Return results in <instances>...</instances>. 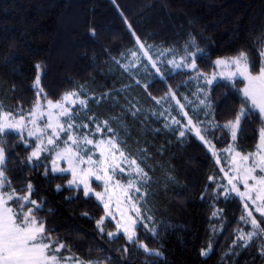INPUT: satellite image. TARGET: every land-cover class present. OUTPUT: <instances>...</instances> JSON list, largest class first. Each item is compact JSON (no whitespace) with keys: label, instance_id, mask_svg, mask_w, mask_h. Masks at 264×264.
<instances>
[{"label":"trees","instance_id":"trees-1","mask_svg":"<svg viewBox=\"0 0 264 264\" xmlns=\"http://www.w3.org/2000/svg\"><path fill=\"white\" fill-rule=\"evenodd\" d=\"M92 29L95 36L90 34ZM133 32L152 45L151 50L174 49L166 56L180 58L185 44L189 51L203 49L196 63L197 70L204 73L214 69L217 58L246 51L255 61V74L260 66L259 51L264 48V0H0V103L6 112L31 109L36 100L31 85L37 63L44 66L41 83L48 99L57 100L65 91L84 85L88 104L87 108L75 107L82 113L75 123L89 127L77 134H90L96 140L114 133L121 150L138 163L141 150H145L140 166L150 181L141 187L147 195L140 207L147 223H138L137 243L159 250L162 256L129 244L122 233L110 239L107 233L115 231V224L108 218L100 232L97 221L104 214L102 205L93 195L85 198L82 188L68 186V172L45 177L43 167L33 170L22 163L35 146L34 138H29V147L19 135L4 137L10 151L6 174L12 186L21 189L32 182V199L46 201L36 215L46 219L47 227L55 229L54 235L71 246L70 252L62 250L64 256L99 260L100 264H264L258 251L261 237L247 247L240 241L232 243L237 239L235 229L249 227L240 221L244 213L241 199L237 195L226 199L222 194L219 184L224 179L216 158L193 133L179 138L178 126L165 128L164 117L159 115L162 107L149 96L161 97L171 86L183 99L191 97L197 85L204 86L189 79L195 76L194 71H173L165 63L161 65L166 73L163 80L154 76L151 68L149 72L139 67L124 72L121 65H128L127 57L137 49ZM150 79L155 82L145 90ZM243 86L240 78H218L212 86H205L212 108L200 106L192 111L187 105V111L194 121L214 117L223 125L240 107L242 97L236 89ZM171 110L179 115L175 105ZM84 116L95 119L88 121ZM103 121H108L113 133L106 128L95 131ZM260 126L258 114L244 124L236 141L240 152L256 148ZM211 131L218 137L222 134L220 129ZM207 138L221 151L230 136L224 134L217 140L210 134ZM43 155L42 164L50 170L53 154ZM210 176L214 179L209 180ZM56 185L62 186L59 191ZM218 209L223 211L213 216ZM253 213L259 221L260 214ZM148 216L153 219L148 220ZM153 227L155 234L148 230ZM209 243L212 250L202 256L201 250ZM124 247L130 254L123 253Z\"/></svg>","mask_w":264,"mask_h":264},{"label":"snow or ice","instance_id":"snow-or-ice-1","mask_svg":"<svg viewBox=\"0 0 264 264\" xmlns=\"http://www.w3.org/2000/svg\"><path fill=\"white\" fill-rule=\"evenodd\" d=\"M125 23L127 24V21ZM128 27L131 28V25H128ZM90 34L95 36V29L90 30ZM132 35L136 39L137 50L131 51V57L137 63L140 62L141 55L146 57L152 69H155L153 75L163 80L166 73L160 68L157 61L165 53H172L174 49H164L159 52L156 59H153L150 54L153 46L142 42L135 32ZM191 43L193 46L195 45L194 38ZM188 48L189 45L185 44L184 54L179 60L172 59L168 61L171 70H192L196 74L194 77H189V79L199 81L203 78L204 83L208 86L213 85L217 76L228 81L237 78L242 80L244 86L236 89L241 94L242 103L236 110L234 118L226 121L223 125L216 123L214 117L212 120L194 121L189 113L185 111L186 105L177 98V92L171 86L161 97L151 96V93H149V96L157 105H162L168 102L169 99L174 101L179 114L186 119L187 123L182 124L181 120L175 116H171L169 119V116L165 115V112L172 108V105L169 104V109L159 114L168 121L164 127L172 129L173 126H179V138H184L187 133H193L214 157H217V150L212 141L207 138L208 135L211 134L214 139L220 140L224 134H230L232 143L223 151L227 152L231 159L227 171L225 169H221V171H225V176L231 187L224 186L223 195L226 199L231 193H236L240 197L244 202V214L240 216V221L251 225V231L245 232L242 228L235 229L237 239L233 240L232 243L237 244L240 241L243 246L247 247L254 242V238L261 237L262 246L258 251L264 256V228L261 227V224L264 223V48L259 51L260 66L255 74V61L250 58L246 51L242 50L235 56L216 59L213 63L217 68H229L231 70L214 72L211 76L197 70L196 60L203 54L204 50L196 47L195 51H189ZM124 54L122 52L121 56ZM113 60L119 64L115 57H113ZM35 67L37 74L31 87L36 92V100L31 109L25 111L20 108L16 113L5 112L2 103H0V264H72L73 261L75 264H100L99 260L85 261L78 256L61 255L64 249L70 252L71 246L54 235L55 229L47 227L46 219L36 215L37 212L44 209L46 201L32 199L35 189L31 181L27 183L25 188L17 189L12 186V182L6 174L7 168L5 165L10 151L8 142L4 137L13 134L19 135L20 141L29 147H31L29 138H34L36 141L32 151L22 163L33 170L43 167L45 177L50 173L54 175L71 172L72 179L67 181V185L82 186L85 198H89L93 194L90 177H95L97 181H103L104 192L94 193L97 200L103 204L105 213L97 221V228L100 232L103 233L104 231L105 218L110 216L115 219L116 214H118L120 219L116 221L115 231L107 233L110 239L118 238L123 233L129 244H135L138 248L143 249L145 253L162 256L159 250L150 249L143 242L137 243L136 227L138 221L143 217V210L139 205L147 195V192H141V187L150 181L148 173L140 166V163H143L145 150H141L140 163L137 162V158L130 159L119 147L118 138L113 130L108 127V121H103L102 124L98 123L95 129L99 132L102 128H106L109 133H113L108 139L97 141L87 134L83 137L79 136L77 134L79 129L89 127L88 124L75 123V120L82 115L81 112L75 111V107L87 108L89 98L83 96L85 86L80 85L70 91H65L57 100L48 99L41 83L44 66L37 63ZM121 67L124 72H130L135 64L121 65ZM154 82L155 80L151 79L146 82L144 84L145 90ZM136 84L139 85L140 81L137 80ZM232 87H235V84ZM198 91L203 92L205 97V99L199 100V105L211 109L212 103L209 93L204 91L203 88L198 89ZM183 99L187 101L188 97ZM137 112H139V109L133 112L132 115L135 116ZM254 114H258L261 121L258 142L254 152L244 154L236 150L238 147L236 141L244 132V124L246 122L250 123L254 118ZM205 115L207 116V113ZM45 118L46 123L44 122ZM84 119L92 121L95 117L84 116ZM210 129H220L221 136H216L215 131L210 132ZM224 130H227V132L225 133ZM24 133H26V136ZM62 134L67 136V139L63 141L64 146L61 148L60 139ZM89 145H92L93 148L89 149ZM93 149L99 152V160L94 159L93 155L90 154ZM53 152L55 155L49 170L47 165L42 164V161L46 158L43 154L52 155ZM60 161L66 162L68 167H60ZM217 163H220L219 157H217ZM123 164H127V169L122 167ZM126 170L129 176L132 177L127 184H121L119 181L113 183L117 171L123 173ZM257 171H259V175H257ZM100 173H103V175ZM213 179L214 177H209V180ZM238 183L243 184L245 189L243 192L237 187ZM61 187V185H56L57 191ZM6 188L10 191H5ZM21 192H23L22 195ZM135 194H139L140 199H135ZM113 202H115L117 213L112 210ZM12 204H15L16 207L11 206ZM252 209L260 214L261 219L259 221L253 214ZM222 211V209H218L212 215L217 216ZM49 212H51V209H49ZM130 213H135V217ZM147 219L152 220L153 218L148 216ZM145 228H148V225H145ZM148 230L153 234L156 232L154 227ZM212 247V244L209 243L207 248L201 250L200 254L202 256L208 255ZM122 251L125 254H130L128 247H124ZM106 259L110 260L111 258Z\"/></svg>","mask_w":264,"mask_h":264},{"label":"rangeland","instance_id":"rangeland-1","mask_svg":"<svg viewBox=\"0 0 264 264\" xmlns=\"http://www.w3.org/2000/svg\"><path fill=\"white\" fill-rule=\"evenodd\" d=\"M135 50H137V49H135ZM135 50H133V51H135ZM154 51V52H153ZM159 52H161V51H158V50H151V52H150V54L152 55V57H153V59H156V57H157V55L159 54ZM164 56H166V53H165V55ZM164 56H162V57H160V59L157 61V63H158V65L160 66V68H161V65L162 64H167V65H169L168 64V61L169 60H172V59H176V60H179L180 58H175L174 56H166V58L164 59L163 57ZM230 57H232V56H230ZM219 58H228V57H219ZM163 59H164V62H163ZM218 59V58H217ZM163 62V63H162ZM190 62V61H189ZM127 64L129 65V64H135V67H139L141 70H143V71H148L149 72V68H151L152 69V67H151V64L148 62V60H147V58L146 57H143L142 55H141V58H140V62L139 63H137L132 57H131V53L129 54V56L127 57ZM169 66H171V65H169ZM134 67V68H135ZM147 69V70H146ZM153 71H154V73H155V69H152ZM229 70H231V69H229V68H217L216 66L214 67V69L211 71V72H209V73H205L206 75H208V76H211L212 75V73H214V72H221V71H224V72H227V71H229ZM202 73H204V72H202ZM218 78H223V77H220V76H217V79ZM196 80V79H195ZM197 81V80H196ZM199 82H201L202 83V85L204 86V87H200V85H197V87L194 89V91H193V93H192V96L191 97H188V100L187 101H185L184 99H180L181 100V102L182 103H184L185 105H186V108H185V111H187V105H190L191 106V110L193 111V110H196L197 108H199L200 106H202V105H199V100H201V99H205V97H204V95H203V92H201V91H198V89H200V88H203V90L204 91H207L206 90V87L205 86H207L208 87V85H206L205 83H204V80H203V78H201L200 80H199ZM196 94V95H193V94ZM186 97V96H185ZM178 98V97H177ZM189 102H191V103H189ZM169 104H171L172 105V107L175 105V107H176V104H175V102L174 101H172L171 99H169V101L168 102H166V103H163L162 105H160L161 107H162V111H165L166 109H169ZM176 109H177V107H176ZM178 110V109H177ZM161 111V112H162ZM6 112V111H5ZM188 112V111H187ZM178 113H179V110H178ZM189 113V112H188ZM165 115L166 116H169V119H170V117L171 116H175L177 119H179V120H181V123L183 124V123H187V121H186V119H184L183 117H182V119L179 117V115H177L176 113H174L171 109L168 111V112H165ZM190 115V114H189ZM181 116V115H180ZM191 116V115H190ZM63 119V118H62ZM164 120H165V118H164ZM45 123H46V118H45V121H44ZM168 121H166L165 120V123H167ZM179 127V126H178ZM179 131H180V127H179ZM25 135H26V133H24ZM84 135H86V134H84ZM84 135H79V136H81V137H83ZM87 135H89V137L90 138H93L90 134H87ZM229 136H230V134H229ZM109 137H99V138H97L96 140L98 141V140H101V139H104V140H106V139H108ZM67 139V136H63V135H61V139L60 140H62V145H60V147L62 148L64 145H63V141L64 140H66ZM258 142V141H257ZM232 143V140H231V136H230V139H229V142H228V144L223 148V149H226V148H228V146H229V144H231ZM88 148L89 149H92L93 148V146L92 145H89L88 146ZM223 149L221 150V151H218L217 150V157H219V159H220V163H219V166H220V169H225V171H227V169H228V167H229V161H230V159H231V157H229V155H228V153L227 152H225V151H223ZM87 150V149H86ZM237 151H239L238 149H236ZM256 150V148L253 150V151H250V152H254ZM247 153H249V152H247ZM247 153H244V154H247ZM90 154H92L93 155V158L94 159H96V160H99L100 159V155H99V152H96L94 149H93V151L90 153ZM55 155V153H53V156ZM217 157H215L216 158V160H217ZM86 158V157H85ZM52 159H53V157H52ZM52 161V160H51ZM59 166L60 167H63V168H67L68 167V164L66 163V162H64V161H60L59 162ZM86 167V166H85ZM122 167H124L125 169H127V164H123L122 165ZM225 171H221L222 172V178L224 179V181H223V183H220L219 185L223 188V191H224V186H228L229 188L231 187L229 184H228V179H227V177L225 176ZM69 174H70V179L69 180H71L72 179V175H71V172H68ZM101 175H103V173H100ZM260 173H259V171H257V175H259ZM132 177H130L129 176V173H128V171L126 170L125 172H123V173H121V172H119V171H117V173H116V175H115V180L113 181V183H115V181H119L121 184H127V182H128V180L129 179H131ZM89 180H90V186H91V188L93 189V196L96 198V196L94 195V193L95 192H104V183H103V181H97L96 179H95V177H90L89 178ZM73 187H77L76 185H72ZM80 188H82L83 189V187L82 186H79ZM237 187L240 189V191L241 192H243L245 189H244V186H243V184L242 183H238L237 184ZM223 191H222V194H223ZM230 195H237L236 193H231ZM238 196V195H237ZM239 197V196H238ZM134 198L135 199H140L139 198V194H135L134 195ZM240 198V197H239ZM97 199V198H96ZM98 201V200H97ZM242 201V200H241ZM101 205H102V207H103V204L100 202V201H98ZM243 203V205H244V202H242ZM140 206V205H139ZM243 208H244V206H243ZM103 209H104V207H103ZM112 210H113V212L114 213H117V209H116V205H115V202H113V204H112ZM253 210V212H255L254 211V209H252ZM244 214V213H243ZM242 214V215H243ZM254 214V213H253ZM105 215V213L103 214V216ZM130 215H132L133 217H135V213H130ZM146 216H145V214L143 213V217L138 221V223H140V222H144V223H147V221H145L146 220V218H145ZM106 218H108V219H110L114 224H115V226H116V221L117 220H119L120 219V216L118 215V214H116V217H115V219H113L112 217H106ZM247 226L249 227L248 228V230H244L245 232H247V231H251V225L250 224H247ZM123 234V233H122ZM150 249H152V248H150ZM72 264H75V262L73 261L72 262Z\"/></svg>","mask_w":264,"mask_h":264}]
</instances>
